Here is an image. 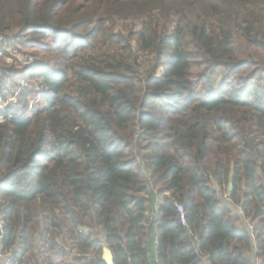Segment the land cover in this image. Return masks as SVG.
<instances>
[{
    "label": "trees",
    "instance_id": "16d2710c",
    "mask_svg": "<svg viewBox=\"0 0 264 264\" xmlns=\"http://www.w3.org/2000/svg\"><path fill=\"white\" fill-rule=\"evenodd\" d=\"M13 35L54 60L0 66L39 81L0 111L9 264H264V0H0Z\"/></svg>",
    "mask_w": 264,
    "mask_h": 264
},
{
    "label": "rangeland",
    "instance_id": "374dc122",
    "mask_svg": "<svg viewBox=\"0 0 264 264\" xmlns=\"http://www.w3.org/2000/svg\"><path fill=\"white\" fill-rule=\"evenodd\" d=\"M16 40H15V39ZM18 39L16 38L15 35H13L12 38H5L0 36V66L5 65L7 67H13L16 69H21L25 64L37 60H54L53 56H50L48 54L38 52L35 49H24L22 48L19 44L16 45V41ZM32 53V54H31ZM214 84L215 88L220 84L222 77L221 74L219 75V72L214 73ZM13 81H16V84L21 85V88L18 87V85H15L14 87L12 86V90H6L0 92V111L7 110L9 107L10 108H16V107H21L22 104V99H23V94L26 86L29 84L30 81L26 79H22V76L20 74L13 75L12 77H9V80H7L8 85H13ZM19 82V83H18ZM39 83V81H37ZM37 82L36 85L34 83L29 84V87L34 89L35 86L38 85ZM259 83L255 81L253 84L254 86H258ZM260 90H263V86L259 88ZM35 94L33 92L27 94V109L31 110L32 107H34V103L39 100L38 96H34ZM214 187L217 190V196L221 202L225 201V196L229 197V191L228 189H219L217 185H214ZM226 203V201H225ZM245 219V218H244ZM248 220V219H246ZM250 220H248L249 222ZM253 227V226H252ZM251 259V258H250ZM251 260V264H252Z\"/></svg>",
    "mask_w": 264,
    "mask_h": 264
},
{
    "label": "built area",
    "instance_id": "2783aa9c",
    "mask_svg": "<svg viewBox=\"0 0 264 264\" xmlns=\"http://www.w3.org/2000/svg\"><path fill=\"white\" fill-rule=\"evenodd\" d=\"M39 97V96H38ZM38 101V100H37ZM173 205L175 206L178 215H179V220L181 222L182 225H185V213H184V209L182 207V205L178 204L176 201H173ZM157 209V207H155ZM5 225V221L3 218V215L0 213V230H1V235H0V264H9L12 258V253L11 252H3L1 249V237L3 234V228ZM253 227H250V230H252ZM252 264H263V261L261 258H254Z\"/></svg>",
    "mask_w": 264,
    "mask_h": 264
},
{
    "label": "crops",
    "instance_id": "0c3cea01",
    "mask_svg": "<svg viewBox=\"0 0 264 264\" xmlns=\"http://www.w3.org/2000/svg\"><path fill=\"white\" fill-rule=\"evenodd\" d=\"M226 201V203H225ZM225 201L221 202L222 206L230 210L232 216H237L239 218V221L237 223L238 227H246L249 233H252V230H250L251 226H254L250 221L244 219V216L242 214L240 206L235 205L228 196H225ZM255 247L252 245L251 250L248 252V256L251 258L253 261L255 256Z\"/></svg>",
    "mask_w": 264,
    "mask_h": 264
},
{
    "label": "water",
    "instance_id": "95a60500",
    "mask_svg": "<svg viewBox=\"0 0 264 264\" xmlns=\"http://www.w3.org/2000/svg\"><path fill=\"white\" fill-rule=\"evenodd\" d=\"M231 190H232V184L230 183L228 186V191L230 192ZM0 235H1V230H0ZM102 258L106 264H113V255L111 251L106 247L103 249Z\"/></svg>",
    "mask_w": 264,
    "mask_h": 264
}]
</instances>
